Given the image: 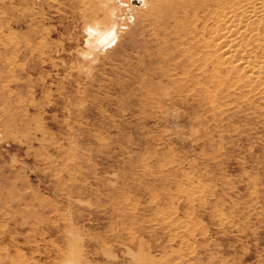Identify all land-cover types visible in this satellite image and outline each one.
Masks as SVG:
<instances>
[{
    "label": "rangeland",
    "instance_id": "1",
    "mask_svg": "<svg viewBox=\"0 0 264 264\" xmlns=\"http://www.w3.org/2000/svg\"><path fill=\"white\" fill-rule=\"evenodd\" d=\"M155 5L0 0V264H264V98Z\"/></svg>",
    "mask_w": 264,
    "mask_h": 264
},
{
    "label": "bare ground",
    "instance_id": "2",
    "mask_svg": "<svg viewBox=\"0 0 264 264\" xmlns=\"http://www.w3.org/2000/svg\"><path fill=\"white\" fill-rule=\"evenodd\" d=\"M171 1L160 0L156 9ZM183 3V19L174 17L187 23L185 35L190 42H196L199 52L211 59L208 71L214 83L220 86L225 76H231L229 79L234 81L229 87L247 88L248 95H261L263 99L264 0H183ZM204 86L201 84V88Z\"/></svg>",
    "mask_w": 264,
    "mask_h": 264
}]
</instances>
